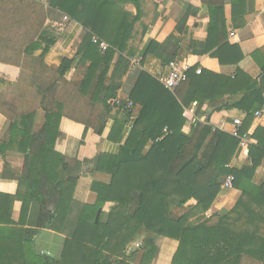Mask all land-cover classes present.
Listing matches in <instances>:
<instances>
[{
    "label": "trees",
    "instance_id": "trees-1",
    "mask_svg": "<svg viewBox=\"0 0 264 264\" xmlns=\"http://www.w3.org/2000/svg\"><path fill=\"white\" fill-rule=\"evenodd\" d=\"M24 1L13 0L12 5L13 12H19L23 19ZM126 1H133L138 7L139 0H50L51 7L89 29L76 55L81 56L79 65L87 67L79 87L66 78L76 57H65L58 66L45 63L44 57L53 41L34 56L41 46L36 33L44 23L31 20L35 7L29 8L28 20H14L13 14L10 21L0 20V62L22 69L19 81L14 85L9 82L5 89L2 86L6 79L0 78V111L8 117L12 109L17 114L10 122L9 143L1 144L0 150L16 146L25 154L20 185L27 186L28 201L35 199L40 203L44 227H56L58 221L66 220L81 176L77 161L71 162L55 151L63 116L79 115L88 109L89 118L82 122L101 135L120 89L124 88L128 100H121L116 106L124 109L127 116L131 115L128 102L133 107L140 106L120 151L100 155L98 168L111 174V182L93 184L96 200L84 205L74 237L66 240L61 259L37 253L28 241L23 264H113L114 256L122 255L126 245L142 230L146 237L139 253L141 264L157 255L156 236L179 241L172 264H240L244 255L264 264V178L259 183L254 180L264 161V126L254 130L252 137L256 143L250 145L251 164L241 169L228 166L239 146L233 135L209 123L200 124L192 134L183 131L185 106L205 99L215 102L216 89L221 86L226 88L225 93H244L234 104L214 106L213 111L225 107L242 110L246 116L241 131L248 132L254 114L264 107V65L260 81L241 70L234 78L204 69L197 74L195 65L188 71V81L174 91L142 68L132 70L124 85L109 81L108 73L116 54H133L129 41L139 15L133 16L119 7V3ZM203 1L208 4L210 14L208 39L204 43L193 42L192 48L212 52L223 65L238 64L243 53L238 45L227 41L224 0ZM231 1L235 17L240 10L238 2L243 0ZM186 20L187 13L178 22L175 34L164 43L152 40L145 55L152 53L163 64L174 61L181 49L180 32ZM94 36L110 47L101 51L99 44L92 41ZM28 95L33 97L34 104L17 112L13 101ZM84 96L83 103L80 97ZM38 108L45 111L46 117L34 134ZM125 121L117 120L109 138L117 139L115 133L123 130ZM230 174L235 177L234 187L242 193L235 208L215 211V222L202 216L199 223H187L190 213L206 212L212 207L222 192V180ZM171 196L181 198V203L194 199L196 204L186 216L177 217L169 210ZM107 202L114 205L108 221L103 223L97 215ZM1 214L0 221L6 222ZM5 235L0 228V238ZM10 237L12 242L16 241L13 232ZM18 252L0 247V256Z\"/></svg>",
    "mask_w": 264,
    "mask_h": 264
},
{
    "label": "crops",
    "instance_id": "crops-1",
    "mask_svg": "<svg viewBox=\"0 0 264 264\" xmlns=\"http://www.w3.org/2000/svg\"><path fill=\"white\" fill-rule=\"evenodd\" d=\"M224 2L227 41L238 45L243 53V58L238 64L223 65L215 55H212V52L206 53L203 49L192 48L193 42L204 43L208 39L210 14L208 4L203 0H139L138 7L133 1H126L119 3V7L132 13L133 16L139 15L129 41V49L134 55L117 53L109 70L108 80L120 82L124 85L129 73L137 68L146 70L158 80L161 76L166 75L169 70L168 64H163L152 53L145 55V52L152 40L164 43L175 34L178 22L186 13L187 20L180 32L181 49L176 54L174 61L191 67L198 65V67L209 72L231 78H234L241 70L254 79L262 80V66L264 65V0L238 2L240 10L235 17L232 12V1L224 0ZM49 3L50 0H25L24 4L21 5L25 20H28L27 13L30 11V7H35V14L31 20H44L41 30L36 33V39L40 40L41 46L35 51L34 56L40 55L47 43L53 41L44 57L45 63L48 66H58L63 58L76 57L75 64L67 72L66 78L79 87L87 67L79 65L81 56L77 57L76 55L83 40L88 36L89 29L71 20L62 11L51 7ZM12 5L13 0H0V20L10 21L12 14L14 20H24L18 15L19 12H13ZM21 74V68L0 62V78L6 79V84L2 86V89H5L9 82H12L13 85L16 84ZM224 90L226 88L221 86L216 89L215 102L211 99H205L202 102L192 101L188 106H185L184 116L186 121L183 126L185 133L192 134L193 130L200 124L209 123L215 129L232 135L234 120L236 118L243 120L246 113L238 108L225 107L217 111H213V108L221 104H234L242 97L244 92L232 93L228 91L225 93ZM222 93L224 95H221ZM32 98L28 95L17 99L15 102L13 101L17 107V112L20 113L30 108L34 104ZM84 98L86 96L80 97V101L83 103L85 102ZM117 99L126 101L128 96L122 94V89H120ZM185 99L187 98L185 97ZM8 101L11 103L10 99ZM112 104H114L113 109L107 117L101 135H97L92 127L82 122L89 118L88 109L79 114L81 116L76 114H73V116L65 115L60 122L55 151L66 156L71 162L77 161L81 176L75 185L66 220L58 221L56 227H44L42 224L45 223V217L40 203L35 199L28 201L25 197L27 186L20 185V179L25 168V154L16 146H10L4 152L0 150V212L2 218L7 220L6 222L0 221V228L3 229L4 234L8 235L0 238V247L19 250L16 255L0 256L1 264L25 263L28 241L31 242L30 244L37 253L46 255L45 252H47L51 255L47 256L52 259H61L66 240L74 237L84 205L93 203L96 200V193L92 190L93 184H109L111 182V174L98 168L100 155H115L120 151L121 145L124 143L132 123L139 113V105L134 107L131 105L129 107L131 115L127 116L124 109L116 106L118 104L113 103V101ZM259 111H262V115L257 117L254 114L248 130L249 133L253 134L258 126H264V107ZM16 115L13 113V109L11 117L0 111V145L9 143V126L11 120L17 118ZM45 117V111L38 108L32 133L35 134L40 130L45 122ZM126 119L127 121H125ZM117 120L125 121V125L123 130L118 132V135L115 133L117 139L114 140L109 136ZM254 143H256L255 139ZM250 164L249 154L242 153L238 146L228 166L241 169ZM263 178L264 161L257 170L254 180L259 183ZM224 180L221 184L222 192L212 207L206 212L190 213L187 223H199L202 216L209 222H215L217 220L215 211L221 209L230 211L235 208L242 193L235 187L233 189L224 188ZM169 200V210L172 215L177 217L186 216L196 204L194 199L187 203H181L182 199L177 196H171ZM113 205L114 203L107 202L103 209L99 211L97 219L100 217L101 222L106 223ZM256 210H258L257 206ZM12 232L16 234V241L14 242L10 237ZM145 237V231H140L126 245L122 255L114 256L113 264H123V261L128 262L129 260L131 261L130 264H141L139 253L144 246ZM155 243L158 253L146 264H172L173 257L179 247V241L170 237L156 236ZM240 264L262 263L248 255H244Z\"/></svg>",
    "mask_w": 264,
    "mask_h": 264
},
{
    "label": "built area",
    "instance_id": "built-area-1",
    "mask_svg": "<svg viewBox=\"0 0 264 264\" xmlns=\"http://www.w3.org/2000/svg\"><path fill=\"white\" fill-rule=\"evenodd\" d=\"M93 43L99 44L101 51H106L110 46L107 42L101 40L99 37L94 36L92 38ZM169 70L166 75H163L159 78L160 82L165 86V88L169 90H174L180 84L188 81V71L190 70L191 66L188 65H181L178 61H172L168 64ZM202 68L197 67L196 73L201 74ZM113 103L120 104L121 100L115 99ZM132 103H129L128 106L130 107ZM262 115V111H257L255 116L259 117ZM234 127L231 131L232 135L236 137L239 141V148L242 153L249 154L250 152V145L254 143V138L252 137V133L244 132L242 133L241 128L243 125V121L240 118H236L233 122ZM234 175H228L224 180V188L233 189L234 188Z\"/></svg>",
    "mask_w": 264,
    "mask_h": 264
},
{
    "label": "rangeland",
    "instance_id": "rangeland-1",
    "mask_svg": "<svg viewBox=\"0 0 264 264\" xmlns=\"http://www.w3.org/2000/svg\"><path fill=\"white\" fill-rule=\"evenodd\" d=\"M124 89V88H123ZM122 89V94H125L126 95V93H125V91ZM45 254H46V252H45Z\"/></svg>",
    "mask_w": 264,
    "mask_h": 264
},
{
    "label": "water",
    "instance_id": "water-1",
    "mask_svg": "<svg viewBox=\"0 0 264 264\" xmlns=\"http://www.w3.org/2000/svg\"><path fill=\"white\" fill-rule=\"evenodd\" d=\"M46 255H50V254L46 252ZM50 256H51V255H50Z\"/></svg>",
    "mask_w": 264,
    "mask_h": 264
}]
</instances>
